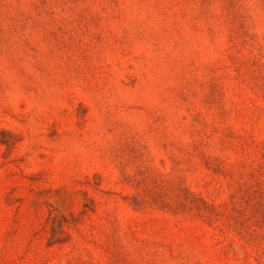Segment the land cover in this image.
<instances>
[{"label": "rangeland", "instance_id": "374dc122", "mask_svg": "<svg viewBox=\"0 0 264 264\" xmlns=\"http://www.w3.org/2000/svg\"><path fill=\"white\" fill-rule=\"evenodd\" d=\"M0 264H264V0H0Z\"/></svg>", "mask_w": 264, "mask_h": 264}]
</instances>
